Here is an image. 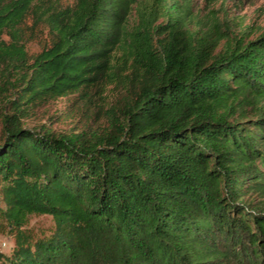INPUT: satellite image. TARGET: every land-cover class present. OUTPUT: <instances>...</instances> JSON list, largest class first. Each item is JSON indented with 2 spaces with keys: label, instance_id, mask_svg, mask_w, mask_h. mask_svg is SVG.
Returning <instances> with one entry per match:
<instances>
[{
  "label": "trees",
  "instance_id": "trees-1",
  "mask_svg": "<svg viewBox=\"0 0 264 264\" xmlns=\"http://www.w3.org/2000/svg\"><path fill=\"white\" fill-rule=\"evenodd\" d=\"M195 17L187 0H0V264H264V23ZM27 18L50 37L31 56ZM108 88L101 125L25 123Z\"/></svg>",
  "mask_w": 264,
  "mask_h": 264
},
{
  "label": "rangeland",
  "instance_id": "rangeland-1",
  "mask_svg": "<svg viewBox=\"0 0 264 264\" xmlns=\"http://www.w3.org/2000/svg\"><path fill=\"white\" fill-rule=\"evenodd\" d=\"M63 6L72 4L74 0H58ZM193 14H196L192 25L203 30L212 25L219 29H228L239 35L242 31L249 37L254 36L264 23V0H187ZM25 45L28 54L35 55L48 45L49 34L43 25L32 26V20L27 18L24 25ZM115 90L109 88L106 92L91 91L88 95L72 94L49 101L36 110V114L26 120V125L42 124L54 132L70 133L75 131L85 121L91 124L103 121L95 120L101 115L99 106L106 107L115 101ZM105 96V101L101 99ZM4 202L0 192V210ZM35 236L51 233L54 221L46 214H32L24 226ZM14 245L13 236L8 232V224L0 216V251L9 254Z\"/></svg>",
  "mask_w": 264,
  "mask_h": 264
}]
</instances>
